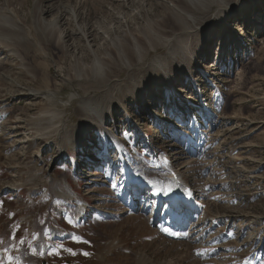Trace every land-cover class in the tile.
Wrapping results in <instances>:
<instances>
[{
  "label": "rangeland",
  "instance_id": "374dc122",
  "mask_svg": "<svg viewBox=\"0 0 264 264\" xmlns=\"http://www.w3.org/2000/svg\"><path fill=\"white\" fill-rule=\"evenodd\" d=\"M173 1L0 0V264H264V0H209L190 35ZM91 96L104 122L80 115ZM119 144L147 176L172 156L200 204L172 220L185 234L165 231L175 210L127 206Z\"/></svg>",
  "mask_w": 264,
  "mask_h": 264
},
{
  "label": "bare ground",
  "instance_id": "6f19581e",
  "mask_svg": "<svg viewBox=\"0 0 264 264\" xmlns=\"http://www.w3.org/2000/svg\"><path fill=\"white\" fill-rule=\"evenodd\" d=\"M218 1H220V6H222L223 5L222 0H218ZM207 3L210 4L209 0H175V1L172 2V5L171 6H172V8H174V11L177 12L178 14L182 15L183 17H185L186 20H187L188 27L183 26L182 28H180V31L182 33L184 32L186 35L187 34L190 35L191 33H194L195 31H197L199 29L198 27H200V26H198L197 22L195 21V18L193 16V13H194L195 10H201V9L207 10L209 8V5ZM72 11L75 13L74 14L75 20H78V16L76 15L77 13H76V11L74 9L72 10L71 8H68L64 12L66 14L67 13H70L71 14V13H73ZM188 21L191 22V23L189 24ZM187 24H186V26H187ZM4 25L5 26H8L7 23H3V26ZM9 25H10V27L14 31H20V30H22V26L20 25V22L13 23V24H9ZM38 25H39L40 31L42 32L43 37L46 40V42H50L51 43L52 41H56V44L57 43L59 44L61 42L59 39H54L53 38V36L57 35V30H58L57 27L55 26V24L53 22H47L44 19V16L42 15V13L38 17ZM58 37L59 36H57V38ZM167 40H169V41L171 40L172 41V38L167 39ZM138 44H139V46H138ZM8 46H10V44ZM137 46L140 48V50L143 49V46L140 43H137ZM11 47H13V46H11ZM15 48H16V45H15ZM124 50L127 51V49H124ZM14 52H13L14 54H17V55L20 56V52L18 50L17 51H14ZM98 64L100 65L101 62H97V63H94L93 64L92 71H96L97 68H98V71H102L103 70V67L104 66H99ZM124 64L129 67L132 63H130L129 60H126V62L124 60ZM103 72L102 73L99 72V73H101V75L99 74V79L100 80L102 79V82L104 83V87H105V89H107V85L109 84L108 83L109 80L107 78V74L105 72L104 73ZM2 75L5 77V74L2 73ZM40 93H43L44 94V92H42V91H36V92H34L32 94L36 95V94H40ZM45 93H47V97H46L47 100L50 101V97L49 96L50 95L52 96L53 93H51V92H45ZM71 98H72V96H71ZM79 106H80L79 107L80 110L82 109L80 115H85V113L87 111L84 112V110H88L89 111V114L90 113L93 114L92 116H96L99 120H101L103 122L106 120L107 114H105V112H104L105 111V104H102V103L100 104V102L98 100H96V98L94 99V98H92V96L91 97H86V98H84V99H82L80 101V105ZM50 112H51L50 114L51 115L53 114L54 117L56 118V120L54 122L56 123L57 120H58L57 123L60 122V118L63 116L62 115V112L59 113V112H57V111H55L53 109ZM93 125L87 126V130L84 129V128H82L81 130H84L83 132L92 131V128H94ZM80 132H81L80 129H77V131H74L75 134H73V135H75L76 140L79 139V135H80L79 133ZM68 136H69V133L66 134V137H68ZM76 144H78V143H76ZM119 150L122 151L121 145L119 146ZM124 159H125V156H124ZM165 161H166V164L168 166H170V164H171L170 158H167ZM170 168L171 167H169L170 174L168 176H165L164 177V175H158L156 173H152V174H149L151 176H147L145 173L142 172L143 170L141 168L127 166V172H128V174H130L131 176H138L140 178V184L139 185H134V184H132L127 179V182L125 184L126 186H124V189L126 190V192H129L128 193L129 195L131 194V196L129 198H127V202H126L127 206L134 208L133 206H136L137 204H140V207L139 208H141V211L143 212L144 211L143 209H145L146 205L148 203H150V200H151L152 206L154 207L153 210L155 211L157 207L163 205L165 203V201H168V204H166V205H169V206H172V207H175V208H185V210L187 212H189V211L196 212V206H195V200H194L195 197H193L191 201H187L186 199L181 198L177 203H173V202H171L170 200H168L166 198H159L156 195H154V191L156 189H165L167 187H174L176 189V188H178L180 186L182 187V185H184L185 181L182 178H179V177H182V175L178 172V175L179 176H175L173 174V169H170ZM66 188L69 189V184L66 185ZM142 189H143V191H142ZM145 190L147 192L146 195H144ZM132 191H133V193H132ZM72 195H73L72 193L66 194V196L69 197V198H71ZM80 204H81V209L79 210V212H80V215H81L84 212V210L87 208L88 205L86 203H84V202L83 203H80Z\"/></svg>",
  "mask_w": 264,
  "mask_h": 264
},
{
  "label": "snow or ice",
  "instance_id": "6c2138e0",
  "mask_svg": "<svg viewBox=\"0 0 264 264\" xmlns=\"http://www.w3.org/2000/svg\"><path fill=\"white\" fill-rule=\"evenodd\" d=\"M165 231H168L167 229H165ZM173 235H175V233H172ZM69 251H71L70 249H69ZM85 255H88V253H84Z\"/></svg>",
  "mask_w": 264,
  "mask_h": 264
},
{
  "label": "water",
  "instance_id": "95a60500",
  "mask_svg": "<svg viewBox=\"0 0 264 264\" xmlns=\"http://www.w3.org/2000/svg\"><path fill=\"white\" fill-rule=\"evenodd\" d=\"M43 264H45V263H43Z\"/></svg>",
  "mask_w": 264,
  "mask_h": 264
}]
</instances>
